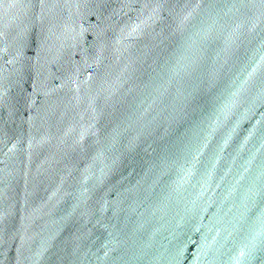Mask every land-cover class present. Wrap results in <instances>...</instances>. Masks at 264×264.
I'll return each mask as SVG.
<instances>
[{"label":"water","instance_id":"obj_1","mask_svg":"<svg viewBox=\"0 0 264 264\" xmlns=\"http://www.w3.org/2000/svg\"><path fill=\"white\" fill-rule=\"evenodd\" d=\"M0 264H264V0H0Z\"/></svg>","mask_w":264,"mask_h":264}]
</instances>
